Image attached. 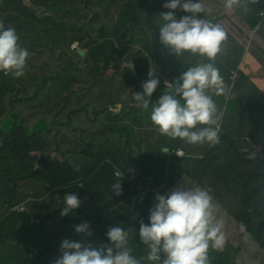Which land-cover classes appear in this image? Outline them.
Listing matches in <instances>:
<instances>
[{"label": "trees", "instance_id": "1", "mask_svg": "<svg viewBox=\"0 0 264 264\" xmlns=\"http://www.w3.org/2000/svg\"><path fill=\"white\" fill-rule=\"evenodd\" d=\"M13 1L17 0H1L0 8L8 3L6 6L10 4L9 8L14 9L11 6ZM62 1L37 0L41 7L52 3L56 9L65 5L74 6L76 2L90 4L93 11L102 10L106 18L112 12L111 22L103 21L97 36L95 20L90 27L91 36L88 26L80 29L79 37L75 35L72 38L70 48L78 43V50H81L71 53L64 70L46 77L41 88L25 83L26 79L36 75L37 70L29 73L25 69L24 75L19 78L0 72V122L7 117L3 121V129H0V264H52L62 255L60 246L63 240L94 246L100 239L107 244L106 232L111 226L123 227L128 233V247L132 253L142 260V264H149L146 260L147 248L139 238V227L141 222L150 223L149 210L157 201L151 203L143 217L131 219L126 213L132 214L137 207L118 208L99 193L92 179L83 178L80 169L90 162L91 155H100L115 139L125 140L126 145L135 138L137 128L134 125L110 123L105 119L112 108L121 106L119 114L127 121L142 113L146 123L153 125L149 112L167 91L164 81L174 83L188 67L206 61L204 57L189 53L177 58L159 42V14L169 11L163 5L170 0H127L116 13L112 7L117 0H65V5ZM201 2L207 9L204 18L215 23L225 19V14L220 15L207 1ZM251 6L255 4L249 3L246 8ZM260 14L249 12L245 22L250 27L256 20H259V24L260 18H264ZM175 15L180 18L190 13L177 10ZM55 27H63V23ZM137 27H140V38H133L132 44L125 48L129 42H125L127 37ZM20 37L24 40L23 35ZM33 43L31 41L29 45L33 46ZM138 43L142 46L144 58L132 64L133 72L128 68L130 52ZM106 44L112 47L110 54L106 55L114 59V54H118L117 62L112 70L103 68V72L99 73L98 69L102 68L100 62L107 60L102 53ZM230 44L224 48L232 50L234 54L227 55V64L222 66L221 72L228 76L231 71L237 72L235 79L231 76L235 81L239 75L242 53L236 58L234 44ZM83 47V52H88L85 53V63L93 62L95 65L99 61L96 68L87 67L93 81L90 83L81 73L82 61L78 59L82 58L80 53ZM153 69L161 83L152 95L149 108L144 110L128 94L130 83L127 78L135 81L143 79L141 84ZM40 76L38 74L34 78ZM243 99L240 101L242 114L238 122L245 123L252 116L262 118L264 122V94L257 101ZM214 101L219 107L217 98ZM31 112L50 114L48 124L58 121L63 124L54 126L52 130L42 129L47 119L41 116L30 124ZM102 113L107 114L101 117ZM69 118L71 121L67 124ZM138 125L143 128L140 123ZM246 134L244 132L236 139L227 130H220L219 144H197L203 149L200 158L192 154L197 145H189V150L182 140L173 142L172 153H167L169 159H182L173 152L183 148L195 157V164L175 180L172 191L178 186L210 190L214 215L223 222L225 245L221 250L209 249L210 264H264V136L259 137L255 131L248 133V136ZM72 136H79L90 147L71 144L69 137ZM69 193H76L82 203L73 213L62 217L64 196ZM24 203L28 206L27 212L15 211ZM41 212L48 218L34 223L33 217L41 215ZM61 217L67 223L63 226L89 223L92 235L89 237L75 232L73 237L66 238L70 230L67 228L61 231L62 237L56 244L53 236H46L45 226L49 219L57 221ZM241 223L246 225V232L240 231ZM133 229L135 233L132 235ZM228 246L233 248V255L226 252Z\"/></svg>", "mask_w": 264, "mask_h": 264}, {"label": "clouds", "instance_id": "2", "mask_svg": "<svg viewBox=\"0 0 264 264\" xmlns=\"http://www.w3.org/2000/svg\"><path fill=\"white\" fill-rule=\"evenodd\" d=\"M258 2L243 0V7ZM241 6L242 0H223L226 10ZM163 7L169 11L159 14L161 45L177 58L189 53L206 57L208 62L188 67L174 83L165 80L167 91L152 106L150 120L160 135L179 138L189 145L215 146L220 143L223 112L218 109L213 95L220 96L227 91L215 62L228 34L220 23L204 18L207 9L201 0H170ZM177 10L190 15L177 18ZM18 41L15 28L5 27L0 20V72L16 78L24 75L30 56ZM128 68L134 72L132 64ZM160 83L155 70H150L142 91L132 95L136 104L147 110ZM115 176L111 190L120 196L123 172L117 170ZM155 201L157 203L149 210L150 223L141 222L139 227V238L147 248L149 264H210L209 249L221 250L226 241L223 222L214 215L210 190L178 186L168 195L157 193ZM81 203L76 193L66 194L61 216L73 213ZM239 227L241 232L247 231L245 224ZM75 232L92 235L87 222L76 226ZM106 237L109 243L99 247L65 239L60 246L61 257L52 264H142L128 247V233L123 227H109Z\"/></svg>", "mask_w": 264, "mask_h": 264}, {"label": "rangeland", "instance_id": "3", "mask_svg": "<svg viewBox=\"0 0 264 264\" xmlns=\"http://www.w3.org/2000/svg\"><path fill=\"white\" fill-rule=\"evenodd\" d=\"M205 1L215 8L220 15L225 14V19L220 22V24L227 32L229 40L226 45L222 46V52L217 56L215 63L220 69L221 75L224 77L227 91L223 95L214 96L213 99L215 100V98H217L219 101L218 109L223 112L220 125L221 131L222 129L227 130L229 134L237 139L241 134H244L243 131L235 132L232 127L233 124H237L236 119L242 114L241 99L250 98L257 101L260 99L261 94H264V81H251V76L257 71L259 63L264 64V18H260L259 24V20H256V23L251 25L252 28L245 22L249 12L260 14V11H264V0H259L258 3H255V6H251L250 8H245L242 4L241 7L231 11L223 7V0ZM29 2L26 1V4L30 7L31 17H28V12L26 11H23L21 14L11 12L9 4L0 10V18L7 19L10 17L12 22L15 23L19 20L17 16H23V24L15 29L19 37L18 43L30 53L25 69L29 73L37 70L36 75L29 77L28 80L26 79L25 83L26 85H36L38 88H41V86L44 85L43 82L46 81V77H52L56 75L57 71L61 73L64 70L63 67L66 63V59L73 53L71 48H69L71 40L75 35L79 37L80 29L88 26V33L91 36L90 27L93 24V20H95V34L97 36L98 29L101 28L102 22L106 20L111 22L112 12L106 18L103 16L102 10L94 9L93 11L91 5H86V3L78 4L76 2L74 6L56 9L57 7L52 3H49L46 7H41L37 0H29ZM126 2L127 0H117L116 4L112 7V10H114L113 12H118V7ZM63 3H65V0H63ZM15 4L22 5V1L17 0ZM35 15L38 18L42 16L45 17V20L42 21V23L47 24L45 28L41 29V23L35 19ZM59 23H63V27L56 28L55 25L58 26ZM61 32L65 34L63 35ZM140 32V27H137L131 32L125 41H129L125 44V48L127 45L132 44L133 38H140ZM21 35L24 36V40L21 39ZM40 40L42 42L41 44ZM31 41L34 42L33 46L29 45ZM232 42L234 44L236 58L242 53L247 60L246 62L244 61L245 64L254 67V71H248L246 67L240 69L238 78L235 81L231 79L232 71L229 72V76L221 72L222 66H226L227 64V55L234 54L232 50L228 51L224 48L230 46ZM104 46L105 49H103L102 53L107 60L105 59L100 62L102 68L98 69L99 73L103 72V68H107L108 71L112 70L117 62L118 54H114V59H109L107 55L110 54L112 47L108 44ZM132 48L133 50L130 52L129 63L133 64L135 61L143 60L144 53L141 44L138 43ZM84 49L83 47L80 53L82 58L78 57V59L82 61V65H80L81 73L90 83L93 81L90 79V72L87 70V67L93 66L96 68V64L99 61L95 65L93 62L85 63V53L88 52H83ZM204 59L208 62L206 57H204ZM105 63L108 65H104ZM38 74H41V76L37 79L34 78ZM127 79L129 80L128 83H130L129 95L132 96L136 92L142 91L143 82L140 84V81L143 79L140 81L132 80V78ZM43 88L45 87H42V89ZM117 111L119 112L120 108H117ZM149 113L151 114V112ZM105 114L107 113H102L100 116L102 117ZM29 116L31 117L30 124L41 116L45 117L47 122L50 120V114L31 112ZM121 116L122 115L111 112L105 119L110 123L134 125L137 128L135 138L131 140L130 144L126 142V145L124 144L125 140L115 139L112 145L108 148H104L100 155H91L90 162L81 167L80 172L83 178L92 179V183L94 187L98 189L99 193H102L105 197L110 199L117 207H122L125 204L137 207L135 211H132V214L126 213L129 218L136 219L145 215V210L149 209L157 193L168 195L172 192V185L175 180L195 164L194 155L200 158L199 152H202L203 149L201 146L197 145L195 150H192V154L194 155L186 153V157L182 159H169L167 153L173 149H163L162 147L168 142H179V138L171 139L157 133L155 131L156 126L148 125L142 113L137 118L128 121L124 120V118H122L123 116ZM5 119H7V117L0 122V127L3 125ZM40 119L38 121H40ZM138 123H140L143 128L139 127ZM241 123L242 122H239L238 125H241ZM245 129L246 133L255 131L259 137H263V119H258L253 116L248 118V121L245 123ZM69 141L73 145H79V147H90V145L79 136L69 137ZM182 143L191 150L189 144ZM94 149L99 150V148ZM117 170L123 172V179L121 181L122 194L119 197H117L113 191L108 192L111 189V185L117 179L115 176ZM134 233L135 229L131 231L132 235ZM98 241L99 243H95L93 247H99L101 244H105L100 239H98ZM226 252L229 255H233L234 250L231 246H228Z\"/></svg>", "mask_w": 264, "mask_h": 264}, {"label": "crops", "instance_id": "4", "mask_svg": "<svg viewBox=\"0 0 264 264\" xmlns=\"http://www.w3.org/2000/svg\"><path fill=\"white\" fill-rule=\"evenodd\" d=\"M22 1V5H16L15 4V1H13L12 3H11V6L12 7H14V9L13 8H9L10 9V11L11 12H14V13H22L23 11H26V12H28V17H31V14H30V12H31V10H30V7H29V5L28 4H26V1H28L29 2V0H21ZM62 3H63V1H62ZM8 4V3H7ZM7 4H3L2 6H1V8H0V10L4 7V6H6ZM29 4H30V2H29ZM65 4H67V1H65V3H63V5H65ZM60 7H61V5H59ZM65 7H68L67 5H65ZM71 7V6H70ZM17 17H19V20L17 21V22H15V23H13L12 22V19L9 17V18H7V19H5V18H0V20H3V22H4V24H5V27H8V26H12V27H14L15 29L18 27V26H21L22 24H23V16L22 15H19V16H17ZM35 17V19L37 20V21H40V23H42V21H44L45 20V17L44 16H42L41 18H38L36 15L34 16ZM41 29H43V28H45V25H42L41 24ZM61 34H63V32H61ZM69 48H70V46H69ZM247 61L246 59H245V56L242 54V61H241V63H240V69H242L243 67H246V69L248 70V71H254V67H252L251 65H246L245 64V62ZM262 80V81H261ZM251 81H254V82H256V81H258V82H263L264 81V64H262V63H259V66H258V69H257V71L251 76ZM117 108H120V111H121V106H118ZM117 108H112L111 109V112H113V113H115V114H119L120 113V111L118 112L117 111ZM120 115V114H119ZM124 120H126V119H124ZM127 121V120H126ZM248 121V119L246 120V122ZM236 122H237V124H233L232 125V127H233V129H234V131L235 132H240V131H244V132H246V129H245V123H241V125H238L239 124V122H238V119H236ZM125 124V123H124ZM251 132H254V131H251ZM245 136H248V133L245 135ZM173 145H174V143L173 142H171V143H166V145L165 146H163L162 148L164 149V148H172L173 147ZM178 149H180V148H178ZM181 149H183V148H181ZM170 150V149H169ZM177 150V149H176ZM184 150V149H183ZM168 151V150H167ZM185 151V150H184ZM186 152V151H185ZM199 154L201 155V154H203V151L202 152H199ZM112 190L110 189L108 192H111ZM117 197H119V196H117ZM117 202H118V200H117ZM119 203H121V202H119ZM26 205V211L25 212H27L28 211V206H27V204H25ZM128 205L127 204H125L124 206H122V207H118V208H120V209H123V208H125V207H127ZM25 212H23V213H25ZM20 213V212H19ZM48 217L46 216V215H44V214H42V212H41V215H35L34 217H33V220H34V223H36L37 221H39L40 223L44 220V219H47ZM63 224H67V223H64V221H63V219H62V217L60 218V220H57V221H54L53 219H49V221H48V223L46 224V226H45V234H46V236H53V240L55 241V243L56 244H58L59 242H60V238L62 237V235H61V231H64V230H67V228H70V230H69V233L66 235V238H68V237H73L74 236V233H75V227L76 226H73V225H66V226H63Z\"/></svg>", "mask_w": 264, "mask_h": 264}, {"label": "built area", "instance_id": "5", "mask_svg": "<svg viewBox=\"0 0 264 264\" xmlns=\"http://www.w3.org/2000/svg\"><path fill=\"white\" fill-rule=\"evenodd\" d=\"M261 17H264V11L263 12H261ZM79 49V47H78V43H76V44H73V45H71V51H79L78 50ZM81 50V49H80ZM237 77V72H232V79H235ZM168 153L170 154V153H172L171 151H168ZM177 157H180V158H184V157H186V152L183 150V149H177V150H175L174 152H173ZM178 154V155H177ZM26 203H24V204H21L20 206H18L17 208H15V211H17V212H20V213H23V212H25L26 211V205H25Z\"/></svg>", "mask_w": 264, "mask_h": 264}, {"label": "water", "instance_id": "6", "mask_svg": "<svg viewBox=\"0 0 264 264\" xmlns=\"http://www.w3.org/2000/svg\"><path fill=\"white\" fill-rule=\"evenodd\" d=\"M70 121H71V119L69 118L67 124H69ZM60 124H63V123H61L60 121H58L57 123L56 122H51L50 124H48V122L46 120H44V127L42 129L49 128V130H52V129L55 128L54 126H57V125H60ZM0 129H3V125L0 127Z\"/></svg>", "mask_w": 264, "mask_h": 264}]
</instances>
